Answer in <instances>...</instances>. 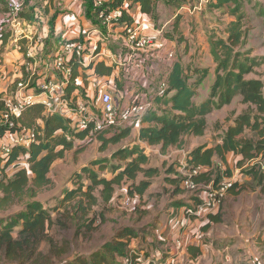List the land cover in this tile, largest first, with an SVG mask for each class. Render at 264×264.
<instances>
[{"label": "trees", "instance_id": "16d2710c", "mask_svg": "<svg viewBox=\"0 0 264 264\" xmlns=\"http://www.w3.org/2000/svg\"><path fill=\"white\" fill-rule=\"evenodd\" d=\"M124 1H126L127 6L123 8L121 5ZM4 2L6 7L7 1L4 0ZM156 2L157 0H105L102 9L121 7V15L112 22L113 26H117L133 20L132 18L135 15L131 13V10L135 4L139 6L141 13L153 17L156 14ZM210 2L211 6L217 9L227 7L230 15L235 18L225 26V39L222 37L209 38L210 54L216 66L214 81L211 84L208 96L199 103H196L193 99L197 91L196 87L201 85L203 79L209 73V68L197 67L193 69V72L200 73V77L190 84L188 75L181 63L174 59L166 76L167 88L163 95L155 97L154 108L150 109L144 116L143 121L148 122L149 125L140 128L139 139L149 145H160L161 151L164 152L169 147L180 146L186 135L203 136L208 125L207 115L214 109H220L229 104L237 94H240L242 102L255 106V109L237 115L233 120V125H229L225 129L218 143L210 147L203 144L192 148L184 161L185 170L200 168L199 173L192 176L195 183L212 184L217 187L230 176L218 175L223 178L215 182V180H219V177L214 176L215 168L221 167L213 165V157L216 156L219 161L227 164L226 154L232 152L241 156L236 160V164L239 165H242L244 161H246L245 164L251 163L252 165L253 160L259 156L264 158V95L262 93L264 81L245 77L246 74L253 72L255 66L264 63V57L257 58L241 53L240 48L245 44L247 32L241 10L243 1L210 0ZM176 4L179 6L182 3L176 2ZM85 5L86 15L91 21L95 25L102 23L98 17L99 8L95 7L94 1L86 0ZM5 12H7V8ZM259 14H264L263 7ZM22 16L28 20L33 19L31 15L26 13H22ZM148 19L152 21L151 18ZM172 24L173 31H177L179 19L176 18ZM3 32L0 30V34ZM176 40L180 41L182 39L178 36ZM21 50L24 51L22 47ZM25 53L24 51V55ZM73 62H75V59ZM100 65L105 67L106 72L100 71ZM91 66H93V74L109 75L112 72V66H105L101 62H93ZM91 66L90 68H92ZM76 67L77 64L74 63L73 78L78 76ZM188 71H191V69ZM83 76L86 84L85 77L87 74H83ZM73 88L74 85L71 84L68 91L70 92ZM6 112L7 108L0 97V137H3L7 131L14 132L18 128V123L23 127L33 129L36 137V142L30 144L29 147L16 146L12 149L4 162L5 166L14 164L16 169L9 176L2 171L0 174L1 209L20 203L28 198L24 209L2 221L0 230V248L3 247L6 259L22 260V258H29L35 254L39 242L43 236L46 237V230L53 222L45 202L36 197L40 189L51 182L48 176L51 165L55 160L63 158L65 151L74 148V138L82 140L81 145H84L86 139L93 135L89 134V129L79 132L72 131L68 118H64L59 114H47L44 105L40 103L27 107L17 118L11 116L7 119L8 121L1 117V114ZM11 120L13 121L12 126H10ZM246 129L255 131L260 139L243 137L242 134ZM130 131V128L122 129L109 137H104L103 133H94V136L100 140L99 150L104 151L108 145L120 143L130 134ZM21 155L25 156L27 167H17L18 164L16 163H18ZM112 160L120 161L123 164L113 163ZM148 163L149 156L144 153L143 148L138 144L130 147L120 146L109 157L93 159L88 165L82 167L80 172H76L72 177L73 188H64L59 203L54 207H50V210L57 211L64 208L66 214H69L68 206L72 205L75 206L74 210H80L82 216L85 217L90 209L99 203L107 208L111 204L116 188L126 182L127 186L124 188L127 195L137 200V197L142 195L150 185V179L160 173L158 167L147 166ZM258 165L259 169H256L254 164L246 171V174H249L252 180L262 185L264 181V160L260 161ZM93 166H98L100 171L107 168L111 176H102ZM166 172L173 173V166L170 165ZM180 176L181 174L176 173V176L170 180L176 185L175 191L185 192L189 200L185 203V216L193 220L201 219L203 228H207L210 223L221 221L220 209L216 213H208L207 215L193 213L204 196L205 190H202L199 194L197 192L200 190H187L182 183L185 178L184 173L182 177ZM85 179L88 180V183H84ZM236 187L244 188L234 180L233 185L228 188L227 194L233 192ZM262 190L264 191V185H262ZM90 220L93 222L92 219ZM18 224L21 225V228L18 232L13 233ZM128 233L122 230L116 235V240ZM178 241L181 242L177 240L176 244ZM128 243V240L126 242L118 240L113 245H105L103 251L94 252L90 258L79 255L64 262V264H104V261H106L104 253L110 255L116 253L118 257H123L127 251ZM133 253L134 255L131 253L125 255L122 258V264H147L141 261L139 254ZM161 253L156 254L158 256L156 260L160 261L162 259L164 254Z\"/></svg>", "mask_w": 264, "mask_h": 264}, {"label": "rangeland", "instance_id": "374dc122", "mask_svg": "<svg viewBox=\"0 0 264 264\" xmlns=\"http://www.w3.org/2000/svg\"><path fill=\"white\" fill-rule=\"evenodd\" d=\"M200 1H203L202 10L198 12H200V21L204 24L203 30L206 31V34H201L200 37H196L197 35L194 34L191 40L193 42L198 41L196 45L199 47V49L196 50V47H192L187 53V56L191 55V57L187 59H181L183 65L187 67L186 69L189 70L191 68L192 73H189L190 71L187 72L190 84L200 77V73L197 74L193 72V69H196L197 67L209 68V73L203 79L201 85L196 87L197 91L193 98L196 103L201 102L208 96L211 84L214 81V69L216 66L212 56H208L207 58V51L203 50V47L206 48V50L208 49L206 42L208 41L209 43L210 37H222L225 39V26L228 21L233 20L235 17L230 15L229 9L227 7L221 9L212 7L210 0H158L156 14L153 17H150L156 27H163V32L166 37L176 40L174 39L176 37L173 31L172 23H174L176 18H181L178 13L180 4L178 6L176 2L182 4H190L198 3ZM242 1L243 7L241 10L244 15L243 23L246 27L247 32L245 44L240 48L241 53H245L257 58L264 57V14H259L261 8H264V0ZM51 8L54 7L52 6ZM175 14L177 17L175 16ZM186 24L190 25V27L192 25L189 20L185 19L183 26L185 27ZM192 29H194L193 31H195V28ZM169 45L170 44L167 45V48L174 51V58L178 53L173 46H171V48ZM185 54L186 53H184V55ZM154 58L158 59L159 61H164L167 59L165 55L162 57L160 55V52L157 54V56L153 57V61ZM169 59L171 60V58ZM245 77L257 78L264 81V63L255 66L253 72L246 74ZM262 93L264 95V87L262 88ZM251 109H255V106H250L249 104L243 103L241 95L237 94L229 104L223 106L220 109H214L210 114L207 115L208 125L206 132L202 137H186L184 142L181 144V146L184 145V147L182 148L190 150V143H194L195 145L205 143H210L212 145L216 144L217 141H220V138L223 135L225 129L229 125H233L234 118L243 112H250ZM102 135L105 136V134ZM242 136L245 138L253 137L255 140L260 139L259 136H257V133L255 131H252L251 129H246ZM134 137L135 136H133V134H130L120 143L111 144L104 153H109L112 149H116L119 146H126L130 144L134 141ZM94 140H98V137L93 135L86 139L83 148H80L77 151V156L79 158H75L73 162H77V160L81 158V156L85 152V147L88 148V154L91 153L90 147ZM185 146L189 147L186 148ZM171 150L173 151L175 150V148L171 147ZM226 157L229 166L225 163L224 167L218 159L216 162H220L222 168H215L216 172H214V176L216 178L219 177L218 175H222L223 177L230 176L233 181L235 180L236 183L240 184V186L244 188L239 187L240 190H238L239 188L236 187L234 188L235 190H233V192H229L225 195L219 208L221 221L212 223L213 227L215 226V224H219L214 227V231L223 227V233L221 234V236L219 237V235H217L220 238L217 239L219 240V243H217L216 240L214 241L215 250L218 249L219 252L216 254V256L215 254H211V252H209L210 257H207L206 261H198L194 264H222V262H220L219 260L222 254L221 249H224V247L221 245V241L228 234L230 235L227 238L230 242V244L228 245L229 252L234 253L235 259L241 258V254L239 253L241 252L244 258L243 260H236V262L233 263L249 264L247 262V258L249 259L250 254L251 256L258 255L264 261V191L262 190L264 181L262 182V185H260L255 180H252L249 174H246V171L254 164L256 169H259L260 167L258 164L260 163V161H263L264 158L259 156L258 158L253 160L252 165L251 163L245 164L246 161H244L242 165H239L236 164V160L241 158V156L229 152L226 154ZM68 158L70 157H66V160ZM2 160L3 161H1L0 159V174L2 171L7 176L11 175L15 171L16 167L14 166V164L5 166L4 161L6 159L2 158ZM180 160H182V158ZM175 163H177V169L181 168L180 170L176 169L175 173L181 174L180 177H182L183 173H185V162L184 160L179 162L178 157H176L175 161L170 165L175 166ZM16 164H18L17 167H27L25 156L21 155L18 159V163ZM78 167L79 164H76L75 168L78 169ZM107 167L108 169L110 168L109 165ZM55 169L62 175L65 173L67 174L68 171L72 170L73 168H71V165L69 166L68 163L64 160L61 161V164L59 166H55L53 168V171ZM105 170L107 169H104V174L110 177V172L108 170ZM222 176L219 177V180H215V182L222 180ZM58 178L60 180L59 175ZM126 183L116 188V192L112 198L111 204L108 205L107 208H105L102 203H99L98 205L93 206V208L90 209L87 216L85 217L82 216L80 210H74L75 206L72 205L68 206V209L70 211L69 214H66L64 208L57 210L58 212L50 210V207H54L57 205V203H59L58 197L61 192L59 190V183H54L53 186L41 188L37 199L45 202V206L49 209L53 221L50 224L49 228L46 230V237H42L35 254H33L29 258H22V260L6 259L3 247L0 248V264H64V262L72 260L79 255L90 258V256L94 252L103 251L105 245H113L114 242L118 241L116 240V235L119 234L124 229V227L130 226L139 228V226L143 224L145 225V227L153 225L156 214L153 212L152 208L147 207V210L145 207L147 206L148 201H158L164 191L146 194L145 198H138L137 200H135L127 195L126 189L124 188L127 186ZM71 186H73V184H71ZM204 188L205 187H202L197 193H201ZM27 199L28 198L7 208H0V230L2 227V221L8 219L11 215H14L18 211L24 209ZM180 199L185 200L187 199V196L185 195ZM168 203L169 202H167V204ZM190 204H192V202H190ZM178 211V208H174V212L172 214L173 219L178 218V216H180V213L182 214V211ZM183 215H185V208L183 210ZM90 219H92L93 222H91ZM196 221L198 223H201L202 220L197 219ZM224 224H226L228 227L225 228ZM145 227L143 229H145ZM20 228L21 225L18 224V226L14 228L13 233L18 232ZM145 232L146 229L138 234L139 239H142L143 243L135 248L133 246H131L130 248L127 246L125 255H129L130 253L134 255L133 252L138 255V253L143 251L141 254V261L143 263L158 264V260H156L157 255H154L153 253L155 251L162 252L163 247L160 246V243L156 245V241L153 243V247H150L151 241L150 243H147L144 239ZM209 233L211 234V232ZM149 234L150 237H152L151 233ZM153 237L155 238V236ZM210 237L211 236H204L206 240H209ZM131 238H133V236ZM121 239L123 240V238ZM121 239L119 241L125 242ZM200 239L203 240L201 236ZM240 244L242 247H239ZM180 246H182V243ZM153 255L155 256V258ZM104 257L106 259V261H104V264H122L121 261L123 257H118L116 253L112 255L104 253ZM183 262L184 264H189L185 261Z\"/></svg>", "mask_w": 264, "mask_h": 264}, {"label": "crops", "instance_id": "0c3cea01", "mask_svg": "<svg viewBox=\"0 0 264 264\" xmlns=\"http://www.w3.org/2000/svg\"><path fill=\"white\" fill-rule=\"evenodd\" d=\"M85 1L86 0H27L22 13L31 15L33 19L28 20L23 16V18L29 25L27 27H24V32L27 36L23 38H15L13 35V31L10 30L11 27L9 25V27L6 25L5 2L4 0H0V27H5L3 28L4 32L0 34V93H2L4 97L10 95L12 96L14 92L17 91V84L20 81L27 83V86L29 87L27 92H32L40 91L39 88L45 80H48L50 78L56 79L58 77V75L54 72L52 66L51 55L62 36L75 39L80 38L88 32L91 33L93 37H95L96 32L94 31V29L98 27V32H101L104 36L107 35L108 37L107 39L101 40L103 43L106 44L105 50L107 51V53L113 54L115 57H117V55L128 54V49H126V47L121 46L119 41L114 40V38L116 37L113 35L112 32L106 29L105 25H102V23L95 25V23H93L91 19L86 15ZM157 2L156 9L158 6ZM52 6L54 8H51ZM125 6H127L126 3ZM138 7L139 6L136 4L132 7L133 9L131 10V13L133 15L142 16L143 18L147 19L150 18L149 15L141 13ZM199 13L200 12L191 13L185 10L180 12L179 15L181 18L179 19L177 31L174 32L176 37L174 39H177L179 36L182 40H173V42L171 41L170 43H168L170 44L169 46H173L179 54L178 55L176 53L177 55L176 57H174V59H177L181 63L186 73L188 72V69H186L187 67L183 65L181 59H187L191 57V55L187 56V53L192 47H196V50L199 49V47L196 45L198 41L193 42L191 40L193 38L192 36L195 34L197 35L196 37H200L201 34H204L206 32L205 30H203L204 24L200 21ZM185 19L191 22V27L188 24H186L185 27L183 26ZM192 28H195V31H193L194 29ZM36 34L41 36L40 41L34 40L37 36ZM206 43L208 49L206 50V48L203 47V50L207 51L208 58V56L211 57V54L209 53L210 48L208 41ZM21 47L22 49H24V51L29 52L33 55L32 58L29 56V59H31L30 61H32V66L30 64L28 69H26L24 66L25 56L24 51L21 50ZM159 52L162 57L165 55V50L158 51L155 52L154 55L150 56L151 59L153 60V57L157 56ZM184 53L186 54L184 55ZM118 57L120 58V56ZM174 59H166L164 61H159L158 59L154 58V61L151 65L152 71L150 74L154 82V79L160 80V78H162L164 75L167 76L171 68V63ZM26 61L28 60L26 59ZM81 61L84 64L79 67L77 71L79 76L77 77L78 85H76V87H82L86 85L83 79L84 76H82L85 65L88 62L86 54L82 55ZM94 61L101 62V64H104L105 66H112V72L109 75L102 74L98 77L99 79L105 81V86L107 90L111 91L113 94H116L118 90L119 94L123 96L124 100L131 97L134 91L137 90L139 86H141V84H143V79L141 81V75L139 76L138 71L131 69L132 65L125 68L122 65L116 64L111 57L106 58V56ZM91 67L93 68V66ZM99 69L102 72H106L105 67H103L102 65H100ZM152 88L153 87L150 86V93H153ZM88 91L89 93H91L90 90ZM148 125V122L143 121V124L140 127L132 128L130 134H133V136H135L134 141L126 146L130 147L134 144H138L141 148H143L144 153L149 156V163L147 164V166L158 167L160 169V173L150 179V185L142 195H137V199L145 198L146 194H151L153 192L164 191L165 194L163 193L158 201H148V204L145 207L147 210V207L152 208L153 212L156 214V218L153 221V225L145 227V225L143 224L140 225L139 228L126 226L123 230L129 233L126 236L121 237L123 238V240L121 238H118V240L121 239L125 242L128 240V247L130 248L131 246H133L135 248L143 243V240L139 239L138 234L146 229L144 239L147 243H150L151 241L150 247H153V243L155 241L156 245L160 243V246L163 247L162 253L164 255H162L163 257L160 261L157 259L158 264H184L183 261L189 264H194L198 261H206L207 257H210L209 252H211V254H215V256L219 252L218 249L215 250L214 241L216 240L217 243H219V240L217 239H220L219 237L223 233V227L214 231V227L219 224H215V226L213 227V225L210 223L211 227L209 225L207 228H203V223H198L196 220H191L189 217L183 215L185 203H187V201L189 202V200L180 199L181 197L183 198L186 193L175 191L176 185L170 180L176 176L175 172L177 169V163H175V166H173V173L166 172V169H168L170 164L175 161L176 157H178L179 162L183 160L185 161L188 156V153L192 150V148L199 145L190 143V150L182 148L184 147V145L173 146L175 150L172 151L171 147H169L163 152L161 151L160 145H149L147 142L139 139L140 128L142 126ZM103 134H105L104 137H109L113 133H108L107 131ZM190 136L193 135H186L184 136L183 140H185L186 137ZM218 142L219 141H217V143ZM81 143L82 140L74 138V148L65 151L64 157L55 160L51 165L50 171L48 173L51 182L44 187L53 186L54 183H59V190L61 192L58 199L62 198L64 188H73L74 184L72 182V177L76 172H80L81 168L88 165L89 162L93 159L100 157H109L111 153L115 150L112 149L109 153H104L110 145H108L104 151H100V140H94L90 147L91 153L88 154V148L85 147V152L83 153L81 158L78 159L77 162H73L75 158H79L77 156V151L80 149V146L81 148H83V145H81ZM205 145L207 147L212 146V144L210 143H205ZM66 157L70 158L66 160ZM181 158L182 160H180ZM225 158L227 164L229 165L227 157ZM64 160L68 163L69 166L71 165V168L73 169L68 171L67 174L65 173L62 175L61 173L56 171V169L53 171V168L55 166H59L61 164V161ZM217 160L218 158L216 156L213 157V165H219L221 167L220 164L222 163V165L225 167V164L222 161H220V163L216 162ZM111 162L123 164L122 162L117 160H112ZM76 164H79L78 169L75 168ZM93 168L98 171L102 176L109 177L108 175L104 174V170L100 171L98 169V166H93ZM180 169L181 168H178L177 170ZM58 175L60 176L61 181L59 180ZM84 183H88V180L85 179ZM71 184H73V186H71ZM38 195L36 197H38ZM167 202L169 203L167 204ZM174 208H178V212L182 211V214L180 213V216L175 219H173L172 217ZM144 227L145 229H143ZM224 227L227 228L228 226L224 224ZM209 232H211L212 235ZM149 233H151L152 237H150ZM203 235L205 237H211L209 240H206ZM217 235H219V237ZM132 236L133 238H131ZM153 236H155V238ZM200 236L203 240L200 239ZM229 236L230 235L228 234L221 241V245L224 247V249H221L222 254L219 260L220 262H222V264H235L233 262H236V260L244 259L241 252H239L241 254L240 259H235L234 253L229 252L228 245L230 244V242L229 239H227ZM177 240L181 241L182 246H179L178 242L176 244ZM239 247H242L241 244L239 245ZM142 252L143 251L138 253L140 257ZM159 253L160 251H155L153 254L156 255ZM247 262L249 264H264V261L263 259H261V257H259L258 255L251 256V254L249 255V259L247 258Z\"/></svg>", "mask_w": 264, "mask_h": 264}, {"label": "built area", "instance_id": "2783aa9c", "mask_svg": "<svg viewBox=\"0 0 264 264\" xmlns=\"http://www.w3.org/2000/svg\"><path fill=\"white\" fill-rule=\"evenodd\" d=\"M6 1V25L11 27L10 30L13 31L15 38L26 37L24 27L29 25L21 13L27 0ZM93 1L95 7L99 8L98 17L102 24L113 33L116 37L114 38L115 41H119L121 46L128 49V54L115 57L113 54L107 53L106 44L101 40L108 37L98 32V27L94 29L95 37L88 32L75 39L62 36L51 55L54 72L58 75L56 79L45 80L39 88L40 91L27 92L29 88L27 83L20 81L17 84V91L12 96L4 97L0 93V97L7 108V112L1 114L5 121H8L7 119L11 116L19 117L27 107L40 103L44 105L47 114H59L68 118L69 126L74 132L89 129L91 135L107 131L114 134L122 129H132L143 124L146 113L154 108L155 97L163 95L167 88L165 75L160 80L154 79L155 82L152 80L150 74L153 60L150 56L154 55L155 52L165 50L164 54L167 60H170L169 58L174 59V51L167 48L168 43L173 42V39L164 35L163 27H156L152 21L138 15L134 16L133 20L128 23L113 26L112 22L121 15V7L102 9L105 0ZM125 2L121 5L123 8ZM202 3L203 1L190 4L183 3L178 8V13L184 10L191 13L201 11ZM3 28L5 27L1 26L0 30L3 31ZM36 35L34 40L40 41L41 36ZM83 54H86L88 58L83 71V74H87L85 77L86 85L76 87L79 75L75 78L72 77L73 64H77L78 70L84 64L81 61ZM24 56V66L28 69L30 64L32 66L29 56L32 58L33 55L26 52ZM105 56L106 58L111 57L116 64L125 68L132 65L131 69L138 71L139 76L141 75L143 84L128 99L124 100L118 90L116 94L107 90L105 81L99 79L98 74H93V68L89 67L95 62L94 60H99ZM74 59L75 62H73ZM71 84L74 85V88L69 92L68 88ZM150 86L153 87L154 94L149 92ZM12 125L13 121L11 120L10 126ZM34 142H36V137L33 129H28L18 123V128L14 132L7 131L3 137H0V159H5L14 147L27 148ZM184 171L185 178L182 183L187 190L196 191L205 187L203 189L205 190L204 196L193 213L207 215L217 212L228 188L233 185L234 181L231 178L225 179L217 187L212 184H197L192 180V176L198 174L200 168L184 169ZM178 245L180 246L181 242L178 241Z\"/></svg>", "mask_w": 264, "mask_h": 264}, {"label": "clouds", "instance_id": "9594fccd", "mask_svg": "<svg viewBox=\"0 0 264 264\" xmlns=\"http://www.w3.org/2000/svg\"><path fill=\"white\" fill-rule=\"evenodd\" d=\"M17 9H18V6H17Z\"/></svg>", "mask_w": 264, "mask_h": 264}]
</instances>
